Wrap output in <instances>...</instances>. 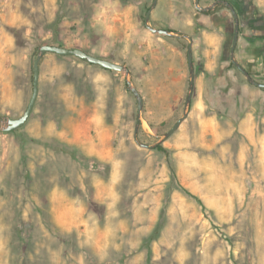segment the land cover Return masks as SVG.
I'll return each instance as SVG.
<instances>
[{
  "label": "rangeland",
  "instance_id": "374dc122",
  "mask_svg": "<svg viewBox=\"0 0 264 264\" xmlns=\"http://www.w3.org/2000/svg\"><path fill=\"white\" fill-rule=\"evenodd\" d=\"M153 1L0 0V121L25 113L40 47L77 48L130 69L150 146L135 141L124 72L45 54L31 117L14 134L0 122V264H264V105L251 118L257 100L240 99L249 83L230 62L221 100H200L195 84L187 119L161 141L190 74L187 34L169 49L145 27ZM227 1L240 33L264 28V0ZM194 2L179 8L199 14ZM219 11L234 36L227 7L207 13Z\"/></svg>",
  "mask_w": 264,
  "mask_h": 264
},
{
  "label": "crops",
  "instance_id": "0c3cea01",
  "mask_svg": "<svg viewBox=\"0 0 264 264\" xmlns=\"http://www.w3.org/2000/svg\"><path fill=\"white\" fill-rule=\"evenodd\" d=\"M162 1L163 4H157V10L154 9L159 16L154 18V13L156 12H152L150 20L152 27L176 32V34L185 33L192 37L195 84L199 99L202 101L221 100L223 94L221 90L229 85L228 75L232 73L229 67L233 36L229 29V22L219 23L216 15L221 13V15L225 16L226 13L219 11L214 16V14H208L207 12H199V14L195 15L192 12L186 13L184 9L179 8L182 0ZM170 18L174 19L170 20ZM173 39L179 38L177 36L159 35V38L153 41H156L157 44L160 42L163 44L168 43L170 49L173 45ZM180 39L182 42L186 38L181 37ZM235 55L236 59L253 76L264 78V28L262 29L256 22H253L251 29L243 28L239 36ZM180 65L182 66L183 63L181 62ZM167 80L169 81V79ZM240 87V99L242 101L256 102L257 100L258 102L256 104L253 103V107L250 108L251 118H255L263 110L261 105H264V89L259 91L247 83H241ZM239 129L248 137H252L256 126L251 127L247 123H243ZM77 139L75 138V141Z\"/></svg>",
  "mask_w": 264,
  "mask_h": 264
},
{
  "label": "water",
  "instance_id": "95a60500",
  "mask_svg": "<svg viewBox=\"0 0 264 264\" xmlns=\"http://www.w3.org/2000/svg\"><path fill=\"white\" fill-rule=\"evenodd\" d=\"M157 4H158V0H154L151 8L147 11L145 20H144L145 27L154 34H159L163 36H179V34H176L174 32L164 30V29H155L151 26L150 24L151 15L154 9L156 8ZM194 4H195L196 9L201 13H206L219 5H223L231 11L234 21H235L233 42H232L231 49H230L231 62L245 76L249 84L257 88L264 89V82H260L254 79L251 76V74L243 67V65L236 59L235 51H236V47L238 45L239 36H240V18L233 4H231L227 0H216L209 6H201V0H195ZM183 37L189 41V45L187 49V62H188V68H189V74H190L189 89H188V94H187L186 101H185L184 113H183V116L177 121V123L161 137V141L166 140L173 133H175L176 130L180 127V125L187 119L189 115V111H190L192 97L194 94L195 67H194V62H193V39L192 37L188 35L183 36ZM47 53L56 54V55H60L63 57H76V58L85 60L91 64L101 66L107 70H111L115 72H124L127 77V88L135 95L136 100H137L138 123L136 124V128H135V141L141 147L150 148V146H147L141 143L138 139V130H139L140 122L142 119L144 100H143L141 93L135 87L133 83L132 74H131L130 69L119 63H114L107 59H102V58L93 56L91 54H88L87 52L81 49L66 48V47H61L57 45H44L40 47L39 54L33 63V93H32L30 102L28 104V107L25 113L23 114V116H21L20 118L18 119L7 118L6 120L0 121L2 125H5V127H2V130L4 132H12L14 130L21 128L27 123V121L31 117L34 107L36 105L38 96H39L40 61L42 57Z\"/></svg>",
  "mask_w": 264,
  "mask_h": 264
},
{
  "label": "trees",
  "instance_id": "16d2710c",
  "mask_svg": "<svg viewBox=\"0 0 264 264\" xmlns=\"http://www.w3.org/2000/svg\"><path fill=\"white\" fill-rule=\"evenodd\" d=\"M150 8H148L147 9V11L149 10ZM209 13V12H208ZM86 52V51H85ZM88 53V52H87ZM89 54V53H88ZM58 56H60V55H58ZM74 58H76V57H74ZM76 59H79V58H76ZM79 60H81V61H84V62H87V61H85V60H82V59H79ZM87 63H89V62H87ZM93 65H95V64H93ZM233 66H234V64H232ZM105 69V68H104ZM107 70V69H106ZM32 79H33V77H32ZM21 128H19V129H17V130H14V131H12V132H7V133H10V134H14V133H16V132H18L19 130H20Z\"/></svg>",
  "mask_w": 264,
  "mask_h": 264
}]
</instances>
